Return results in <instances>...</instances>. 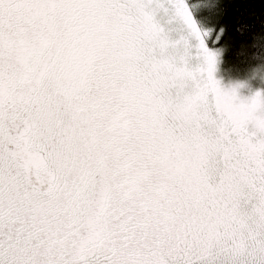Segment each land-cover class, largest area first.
<instances>
[{"label": "snow or ice", "instance_id": "6c2138e0", "mask_svg": "<svg viewBox=\"0 0 264 264\" xmlns=\"http://www.w3.org/2000/svg\"><path fill=\"white\" fill-rule=\"evenodd\" d=\"M229 0H0V264H264V93L215 78Z\"/></svg>", "mask_w": 264, "mask_h": 264}, {"label": "trees", "instance_id": "16d2710c", "mask_svg": "<svg viewBox=\"0 0 264 264\" xmlns=\"http://www.w3.org/2000/svg\"><path fill=\"white\" fill-rule=\"evenodd\" d=\"M229 2L233 6L227 10L225 16L227 22L232 21L237 15L236 6L246 3L253 6L249 12H255V15L246 13L245 20L254 24L256 31L264 29V0H229ZM218 47L222 50L223 62L228 70H233L238 75L253 72L257 76L262 74L264 55H257V53H264V30L252 39L248 34L240 35L235 27H232Z\"/></svg>", "mask_w": 264, "mask_h": 264}, {"label": "rangeland", "instance_id": "374dc122", "mask_svg": "<svg viewBox=\"0 0 264 264\" xmlns=\"http://www.w3.org/2000/svg\"><path fill=\"white\" fill-rule=\"evenodd\" d=\"M215 78L225 91L237 89L240 100H251L257 92L264 93V69L259 76L253 73L238 75L233 70H228L223 62L222 50L219 48Z\"/></svg>", "mask_w": 264, "mask_h": 264}, {"label": "clouds", "instance_id": "9594fccd", "mask_svg": "<svg viewBox=\"0 0 264 264\" xmlns=\"http://www.w3.org/2000/svg\"><path fill=\"white\" fill-rule=\"evenodd\" d=\"M257 55H264V53H257Z\"/></svg>", "mask_w": 264, "mask_h": 264}]
</instances>
